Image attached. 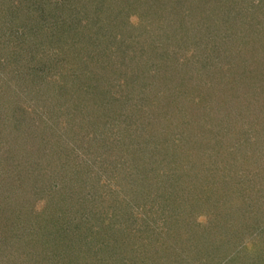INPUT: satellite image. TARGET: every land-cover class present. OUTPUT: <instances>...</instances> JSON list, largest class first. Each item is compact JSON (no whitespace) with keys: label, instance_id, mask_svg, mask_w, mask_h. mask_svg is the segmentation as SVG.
I'll return each mask as SVG.
<instances>
[{"label":"trees","instance_id":"16d2710c","mask_svg":"<svg viewBox=\"0 0 264 264\" xmlns=\"http://www.w3.org/2000/svg\"><path fill=\"white\" fill-rule=\"evenodd\" d=\"M30 1L26 11L35 7L32 12L0 29V93L11 91L20 99L0 121L7 127L0 132V264H40L43 259L51 264H221L234 251L240 256L232 263L264 264V240L256 246L264 219L256 222L261 229L251 253L241 242L227 246L231 238L220 234L233 231L237 219L230 206L236 204H219L218 194L209 193L217 183L238 195L245 180L238 172L242 165L259 163L264 173V135L258 140L252 132L239 133L233 138L238 145L219 160L199 152L192 160L189 156L200 137L198 115L217 116L224 126L228 103L250 109L252 96L239 91L261 79L248 77L264 56V0H172L177 8L167 11L161 8L167 0H123L136 7L134 22L117 5L120 0ZM8 11L14 17L26 13L18 7ZM47 40L70 41L71 46L62 45L68 55L49 56ZM169 44L177 47L173 56L166 50ZM184 45L190 47L179 51ZM250 51L253 56L247 55ZM66 59L77 62V74L70 69L67 77L59 73ZM145 62L153 70L172 65V76L156 82ZM224 62H232V68L221 69ZM117 71L122 79L111 80ZM60 75L65 88L57 79L46 80ZM184 77L196 81L189 91ZM154 81L159 89L148 91ZM151 100L164 123L157 114H146ZM255 100L250 113L259 120L252 123L261 125L264 97ZM89 118L105 120L104 131L100 122L93 128ZM179 120L190 137L180 133L174 142L178 125L173 122ZM110 146L117 148V158L107 154ZM135 160L159 167L149 189L141 187L150 170L128 167ZM209 164L215 171L216 165L226 170L222 185L217 178L223 175L216 176ZM22 168L26 178L19 175ZM24 179L30 186L19 185ZM26 188L30 197L23 195ZM35 200L44 201L43 212H36ZM48 213L53 216L49 224ZM174 229L181 233L176 242L171 241ZM171 244L174 250H166Z\"/></svg>","mask_w":264,"mask_h":264},{"label":"rangeland","instance_id":"374dc122","mask_svg":"<svg viewBox=\"0 0 264 264\" xmlns=\"http://www.w3.org/2000/svg\"><path fill=\"white\" fill-rule=\"evenodd\" d=\"M51 1H53V0H48V4H49V2L51 3ZM58 1L60 2L61 0H58ZM164 1L165 0H163V2ZM30 2H31L30 0H0V29H4L5 27H9V26L12 27L13 24L16 25V23L19 21L20 18H22V17L25 18L28 12H32V10L35 9V7H30L27 10L28 12L26 11L27 7H29V5H30ZM43 2H45V0H43ZM125 2L126 1L123 2V0H120L117 5L121 6L119 8H121L125 12V14L128 17V20L130 22L136 21V18H137V16H136V13H137L136 7H131L130 5L125 6L126 5ZM5 3L7 4L6 6H1L2 4H5ZM165 4L167 6L161 7L163 10L167 11L170 8H173L174 10H176L175 8H177V7L172 6V0H167L165 2ZM168 5H171V6H168ZM14 7H18L20 9L22 8L24 11H26V13L25 12L22 13V14L17 13L15 15V17H14L13 14L10 15V12L8 11V8L12 9ZM64 8L69 10V7H64ZM117 8L118 7H116L115 9H117ZM189 10H190V8H189ZM201 10L202 11H206L204 7H201ZM190 13L193 14V15L201 14L197 10H194V11L190 10ZM226 15L229 16L230 14L227 13ZM203 18H204V20H206L204 16H203ZM117 19L119 21L118 17H117ZM230 21H232V18H231ZM228 24L230 25V23H228ZM231 24H233V22H231ZM188 34H190V32H188ZM48 42H49L48 40H47V42H45L44 48L45 47L48 48ZM49 43H51V49H50V53L51 54L49 56H51L52 58H55L54 56H56L55 59H58V58L66 57V55H68V52H67L68 49L66 51L63 48V46L66 47V48L68 46H71L70 41H66V42L61 41V42H58V43L49 42ZM169 45L170 46H167L166 50L170 54V56H173L172 52L177 47H174L171 44H169ZM189 47L186 46V45H184L183 47L179 46V51L183 52V51L187 50ZM42 48H43V46H42ZM63 50H64V52H63ZM76 51H75V54H76ZM189 54H190V52H189ZM253 54H254V52L250 51V53H248L247 55L253 56ZM60 63H61L60 64V67H61L60 69H61L62 72L60 70H58L59 73L65 75L67 77V75L70 74V70H71L72 74H77V72H76V69L78 67L77 62H75V61L68 62L67 59H66V61H64V62L62 61ZM142 66L145 69H148L146 71L148 72L150 78L153 79V80H157L156 82H159L158 80H162V79H165V78L168 79L169 76L171 75L170 68H171L172 65L169 66V64L162 66L160 69L158 67H156L155 70H153L152 66L150 67L149 65H147V62H145ZM231 68H232V62H230V63H228V62L222 63V68L221 69H223L224 71H228ZM247 70H251V69H247ZM72 71H74V72H72ZM152 71H155L153 76H156V77L151 76V72ZM122 73L123 72H121V71H117L116 75L115 74L113 75L115 77L111 76V80L116 81V79L118 77H119V79H122L121 78ZM249 73L251 75H253V76H249L248 77L250 79L253 78L254 76L258 77L257 79L261 78L259 83H258V85L257 86H252L250 84L249 88H247V89L243 88V86L241 85L239 92L242 95H248L249 94L250 96H252V98H255V99L256 98L257 99H259V98L262 99L264 97V56H262L260 58H257V67L254 68L253 71L249 72ZM63 75H60V77L59 76H55L56 78L53 76L51 78H47L46 80H47V82H50L52 79H54V80L57 79V80H59V81H57L58 82L57 85L60 88L61 87L65 88L66 87V82H65L66 78ZM248 78L246 80L248 82H250ZM184 79H185L184 84L186 85L185 91H189L188 88L191 87L190 85H192V84L195 85L196 81L192 79V80H190L191 82H187L189 77H184ZM197 80H199L198 76H197ZM206 82L207 81L205 80V83ZM209 83L211 85L210 87L213 88L212 82H209ZM200 85L204 87L203 84H199V87H201ZM154 88H158L159 89V87L156 85L155 81L152 82L151 84L149 83V86H148L147 90L149 91V90L154 89ZM227 89H228V87H227ZM229 89H230V87H229ZM209 92H210V89H209ZM214 92L215 91L211 90V94H214ZM226 92H227V90H226ZM4 94L5 93H2V94L0 93V95H4ZM9 95H12L14 97L17 96L14 92L9 91V94L6 93L4 95V98L2 100L0 99V121L3 120V117L6 116L7 114H12L11 113V108H13V106L10 107V104L15 102V105L16 104L18 105V103H19L20 99L17 98L18 96L15 97V98H17V100L15 101V99H13L14 97L12 98V96H10V98H9ZM23 97H24V100L27 102L26 96L23 95ZM130 97H133V99H134V97H137V96L134 95V94H129L128 98H130ZM252 98L248 97V99H247V100H249V106H250V109L248 108L249 110H247V111L244 110V108L242 106H240L238 104L235 105L234 101L231 102V104L228 103L227 106L224 108V111H223L224 118L228 120L227 122L223 121L224 123H227L224 126H222L220 124L222 121H220L219 119H221V118H218L217 116L211 117L208 114H204V116L202 118H200V115H198V119H200V123L197 126H198V129L200 128V131L197 132V135H200V137H197V140L195 141L196 143H195L194 147H196L195 148L196 152L189 151L190 155L189 154L188 155L190 156V159L192 160V159L198 157V155H197L198 152H199V154H207L209 156L212 155V157H214V158H216L218 160H219V158L220 159L226 158L227 153H228V152H226L227 149L229 151V150L235 148V145H238L237 138L235 140H233V138L235 136H237L241 132H243V133L252 132L251 136L256 134L258 136V140H259L261 135H264V121H261V125H258V123H256V122H254L255 125L252 123V121H255L254 119H256L257 122L259 120L257 117H255L254 115H251V113H250L253 109H256V102H257L255 99H252ZM166 100L167 99H165L163 102H166ZM168 100H169V98H168ZM154 101L155 100H151L150 101L149 108H146L145 112L148 115L157 114L159 116L157 119H160V121H162V123H164L166 118L160 117V115L158 114V112L155 109L156 107H155ZM247 103L245 102V105H247ZM163 105H165V103ZM262 106L264 108V105H262ZM135 107H137V106H135ZM37 108L38 107H35V109H37ZM251 108H253V109H251ZM99 112L101 114H104L102 111H99ZM13 114H15V112H13ZM108 116L110 117V120H111L112 115L109 114ZM156 117L157 116H155V118ZM178 117H180V116H178ZM7 118L10 119V115ZM136 119L140 121V119H138L137 117H136ZM191 120L193 121L195 119L191 118ZM192 121H190V122H192ZM98 122L101 123V129L104 131V125L106 124L105 120L99 119V121H98L97 119L94 120V118H92V119L89 118V124H93V128H95V129L98 126ZM75 124L77 125V123H75ZM176 125H178V127L176 128V130L178 131V134L173 138L174 142L175 141L176 142L179 141V139H180L179 134L180 133H183V135H188L190 137V134L188 132L186 134L185 128H184V126H182V121H180V120L179 121H174L173 122V126L175 127ZM225 126L229 127L228 128L229 132H228L227 135H230V138L232 136V144L226 141L225 135L223 134L224 133V129H226ZM0 127H1V131H0L1 134H4L3 133L4 131H2V129L5 130L7 128L6 127V123L3 124V121H2V124L0 125ZM113 129L114 128H112V131H113ZM253 129H255V130H253ZM101 131H100V135L99 136L104 138L103 133H101ZM108 133H109V130H108ZM5 134H7V132H5ZM108 136L105 137L106 140L104 139L107 142H109L108 141ZM185 139H186V142L189 143L190 140L188 138H185ZM197 141H199V142H197ZM200 141H201L202 144L200 143ZM255 141H256V139H255ZM159 143H160V145L162 144L161 142H159ZM164 144H165V146H167L168 142H165ZM75 146L76 145H73V147H72V144H70L71 148H74ZM194 147L192 149H194ZM108 153L109 154L112 153L114 156H116V158L118 156V150L115 147L112 148L110 146L109 150L107 151V154ZM94 155H95V157H93V158H95V159L98 158V157H96V155L99 156V154H94ZM184 160H185V163H187L186 156H185ZM151 162L152 161L147 162L146 166H144V165L141 164V162L135 160L134 162H132V163H130L128 165L129 168L133 169V170H131L132 172H134L136 170L139 171V169H141V167H143V166H144V168L146 167V168H148V170H150V173L147 175V177L145 178V180L143 182V187H141L143 189H149L151 187V185L153 184V181H155L154 180L155 176L159 173L158 172L159 170H157V169H159V167L158 166L156 167V164L154 162H152L153 163L152 164ZM209 165H208L209 168L211 170H214V169L211 168V164H209ZM242 166H243V169L242 170L238 169V172H241L240 173V178L243 177L245 180L241 179L242 180L241 182H243V185L240 188L241 190L238 191V195H235V194L231 195L230 193L228 194L227 191H224L225 187L222 190V189L219 188L220 186H218L217 183L214 184L213 187H211V188L209 187L210 188L209 193L211 192V193L218 194V197H219L218 203L219 204H222L225 201L229 202V205H230V203H235L236 204V205L233 204V205L230 206L232 208V210L234 211V213H235V219H237L234 222L235 226L233 224V228H232L233 231H230L228 234H225V235L221 232L222 234H220V237H224L225 236V237L231 238L230 239L231 243L227 244V246L228 245H232L233 247L234 246L236 247L237 243L241 242L240 246H244V248L246 249V252L249 254V253L252 252L250 248L252 247V242H253V240L255 238V235H258V233H259L257 231V229L258 228L261 229L259 224L256 225V222L257 221L260 222V221H262L261 219H264V179H263L264 178V173H263V170L261 169L262 165L259 164V163H257V165H254V166L251 165V164H249V165L245 164V165H242ZM23 169L24 168H22L20 170V174L19 175L26 178L25 174L27 173V171L25 169L24 170ZM214 171H211V172H214ZM214 173H215L216 176L223 175L222 178H220V177L217 178L219 183H221L220 181L226 179V170L222 169L221 166L216 165V171ZM261 176H263V178H261ZM85 178H87V177H85ZM90 183L94 184L92 181H90ZM19 185L26 186V187L30 186V184H27L25 182V179H24V181L20 182ZM221 185H222V183H221ZM155 189H156V187H155ZM27 190H28V188L25 189V192H23V195L25 197L26 196L30 197L32 193L31 192L28 193ZM224 193H225V195H224ZM13 196H14V193H13ZM150 200H152L151 197H150ZM35 201H36V208H35L36 212H40V211L43 212L42 203H44V201H41L39 203H38L37 200H35ZM5 209H6V207H5ZM3 213H4V211H3ZM140 215H142V214H140ZM46 216H47L46 218L48 219L47 223L49 224V221L53 220L52 219L53 216H52L51 213L50 214L48 213V215H46ZM68 220H66V221L68 222ZM188 220H191V218H188ZM204 220H205V218L202 217L199 220V222L201 223ZM232 222H233V220H232ZM253 225H255L256 227L254 226L255 228H252ZM173 231H174V233H172L173 235L171 237H173V238H171V241L176 242L177 241L176 238L180 239V234L181 233L179 231H177L176 229H174ZM218 233H220V231ZM217 236H219V235H217ZM72 240L74 242L75 238L74 239L72 238ZM263 240H264V234H263L262 239H260V241H258V239L256 238L255 241H258V243H256V246H261L262 245L261 241H263ZM216 244H220V242H216ZM189 245H190V247L189 246H187V247L191 248V244H189ZM223 245H226V244H223ZM166 250L172 251V250H174V247L171 244V247L166 248ZM231 250L232 249H229V251H231ZM229 251H227V252H229ZM235 252L236 251L232 252L221 264H237V262L236 263H232V261H238L239 260L238 256H240V252L237 253V254H235ZM42 255L46 256V254H42ZM43 256H41V258ZM251 256H252V254L249 255V257H251ZM41 258H40V260H41ZM41 263L42 264H51L50 261L47 260V259L46 260L43 259V261Z\"/></svg>","mask_w":264,"mask_h":264}]
</instances>
